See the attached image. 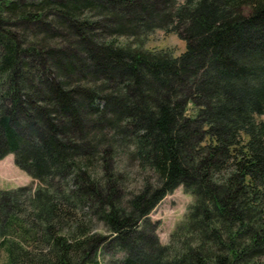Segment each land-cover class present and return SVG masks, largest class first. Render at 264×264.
Listing matches in <instances>:
<instances>
[{
  "label": "trees",
  "instance_id": "obj_1",
  "mask_svg": "<svg viewBox=\"0 0 264 264\" xmlns=\"http://www.w3.org/2000/svg\"><path fill=\"white\" fill-rule=\"evenodd\" d=\"M262 116L264 0H0V264H264Z\"/></svg>",
  "mask_w": 264,
  "mask_h": 264
},
{
  "label": "rangeland",
  "instance_id": "obj_2",
  "mask_svg": "<svg viewBox=\"0 0 264 264\" xmlns=\"http://www.w3.org/2000/svg\"><path fill=\"white\" fill-rule=\"evenodd\" d=\"M119 41L124 42L126 40L120 38ZM143 46L147 49H162L173 55H179L185 50L186 44L175 33H166L163 30L157 29L144 37ZM188 114H191V111H188ZM139 180L138 174L131 175V187L135 186ZM36 184V180L32 179L13 163L12 154H8L0 160V190L17 186H31L34 188ZM192 202L193 196L185 193L182 186H178L166 194L151 210L148 216L151 221L157 223L156 233L162 244L168 243L171 232L184 219L187 209ZM5 260V251L0 249V262H4Z\"/></svg>",
  "mask_w": 264,
  "mask_h": 264
}]
</instances>
